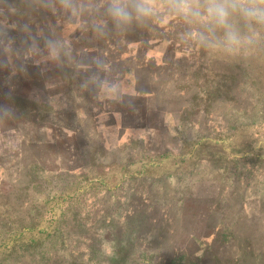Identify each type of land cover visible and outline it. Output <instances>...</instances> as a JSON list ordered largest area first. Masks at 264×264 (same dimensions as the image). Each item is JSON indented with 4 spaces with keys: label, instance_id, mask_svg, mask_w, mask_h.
<instances>
[{
    "label": "crops",
    "instance_id": "1",
    "mask_svg": "<svg viewBox=\"0 0 264 264\" xmlns=\"http://www.w3.org/2000/svg\"><path fill=\"white\" fill-rule=\"evenodd\" d=\"M113 4L114 0H0L2 54L9 73L21 79L17 90L30 84L33 94H42L53 109L48 114L37 106L33 109L36 128L28 145L54 146L62 135L75 140L66 144L73 154L85 153L87 148L96 154L121 153L124 147L139 153L137 145L143 144L147 153H164V165L174 158L177 162L181 158L182 165L188 138L196 146L208 143L201 153L209 160L198 162L196 168L211 165L218 141L259 135L261 123L243 118V109L236 110L241 119L236 122L227 116L228 111L216 116L202 109L186 124L189 107L198 103L204 107L193 94L198 99L206 97V88L216 85L218 65L237 60L248 68L251 60L264 57L262 38L249 21L240 34L233 33L231 0L225 4V24L208 14L205 0H201L199 17L186 16L167 0H156L151 15L138 17L129 4L127 22L111 14ZM249 151L244 148L240 154ZM22 155L23 159L25 151ZM73 164L93 165L83 160ZM52 165H56L55 157ZM96 165H105L104 157ZM241 166L264 170V165ZM252 194L248 202L260 209L255 229L261 236L245 246L225 244L223 256L231 264H264V184ZM141 214L137 209L128 218L123 212L97 214L94 229L84 227L83 233L105 235L110 222L124 224ZM144 216L153 224L147 232L155 236L154 224L160 223V216L149 211ZM153 238L157 244L148 241L141 250L149 264H164V259L169 264H190L185 245L178 243L177 253L169 259L164 255V236ZM201 248L194 241L193 264H210ZM104 251V247L98 251L103 258H115L112 250Z\"/></svg>",
    "mask_w": 264,
    "mask_h": 264
},
{
    "label": "rangeland",
    "instance_id": "2",
    "mask_svg": "<svg viewBox=\"0 0 264 264\" xmlns=\"http://www.w3.org/2000/svg\"><path fill=\"white\" fill-rule=\"evenodd\" d=\"M244 6L230 8L233 33L240 34L249 21L262 38L264 55V22L246 16ZM4 57L0 41V264H149L141 250L148 241L157 244L153 237L158 234L164 236V255L169 259L179 243L189 249L193 264L196 241L210 264H231L223 256L225 244L245 246L261 236L255 229L260 209L248 199L264 184V170L241 165H264V57L251 60L248 68L237 60L218 65L216 85L206 88V97L193 94L204 107L199 103L189 107L186 124L202 109L216 116L228 111L234 121L241 120L236 110L243 109V118L261 123L258 136L218 141L211 165L196 168L198 162L209 160L201 153L208 143L196 146L188 138L182 165L181 158L164 165V153H147L143 144L137 145L139 153L124 147L121 153L96 154L87 148L73 154L66 144L75 140L62 135L54 146L28 145L36 128L33 109L37 106L45 114L53 109L42 94H33L30 84L17 90L21 79L9 73ZM202 78L208 80L206 75ZM248 147L249 153L241 155ZM102 157L105 165H96ZM82 160L93 165L73 164ZM135 209L140 217L133 215L124 224L110 222L108 234L83 233L84 227L94 229L97 214L123 212L128 218ZM145 211L160 216L155 236L147 232L153 224L145 219ZM103 247L115 258L100 256ZM164 264H169L166 259Z\"/></svg>",
    "mask_w": 264,
    "mask_h": 264
},
{
    "label": "clouds",
    "instance_id": "3",
    "mask_svg": "<svg viewBox=\"0 0 264 264\" xmlns=\"http://www.w3.org/2000/svg\"><path fill=\"white\" fill-rule=\"evenodd\" d=\"M167 2L178 11H182L186 16L199 17L201 0H167ZM207 3L208 14L216 20L218 24H225L228 12L226 11L224 3H217V0H205ZM156 0H114L111 14L121 21H129L131 13L128 10V5L131 4L134 12L138 17L148 16L153 13V5ZM232 6L236 5H251L244 6L242 10L245 15L252 19H258L264 22V7H257L256 5H264V0H231Z\"/></svg>",
    "mask_w": 264,
    "mask_h": 264
}]
</instances>
